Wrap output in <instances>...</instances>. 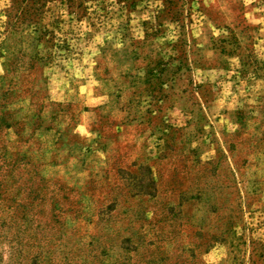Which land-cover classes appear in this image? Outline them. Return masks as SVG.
I'll use <instances>...</instances> for the list:
<instances>
[{
  "label": "rangeland",
  "instance_id": "obj_1",
  "mask_svg": "<svg viewBox=\"0 0 264 264\" xmlns=\"http://www.w3.org/2000/svg\"><path fill=\"white\" fill-rule=\"evenodd\" d=\"M0 264H264V0H0Z\"/></svg>",
  "mask_w": 264,
  "mask_h": 264
}]
</instances>
